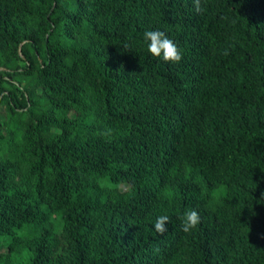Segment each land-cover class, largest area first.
Masks as SVG:
<instances>
[{
  "label": "trees",
  "instance_id": "obj_1",
  "mask_svg": "<svg viewBox=\"0 0 264 264\" xmlns=\"http://www.w3.org/2000/svg\"><path fill=\"white\" fill-rule=\"evenodd\" d=\"M198 3L0 0V264H264V0Z\"/></svg>",
  "mask_w": 264,
  "mask_h": 264
},
{
  "label": "clouds",
  "instance_id": "obj_2",
  "mask_svg": "<svg viewBox=\"0 0 264 264\" xmlns=\"http://www.w3.org/2000/svg\"><path fill=\"white\" fill-rule=\"evenodd\" d=\"M196 11H201L198 0H194ZM145 41H149L147 44V50L151 55L161 58L166 62L178 63L182 59V52L178 45L170 39L163 31L160 30H146L143 33ZM180 228L184 232H189L196 228L200 222V215L195 210H189L181 217ZM169 217L167 215H161L156 218L154 228L155 230L163 234L167 231V224L169 223Z\"/></svg>",
  "mask_w": 264,
  "mask_h": 264
},
{
  "label": "rangeland",
  "instance_id": "obj_3",
  "mask_svg": "<svg viewBox=\"0 0 264 264\" xmlns=\"http://www.w3.org/2000/svg\"><path fill=\"white\" fill-rule=\"evenodd\" d=\"M2 69V68H1ZM5 251V248H1V252Z\"/></svg>",
  "mask_w": 264,
  "mask_h": 264
}]
</instances>
